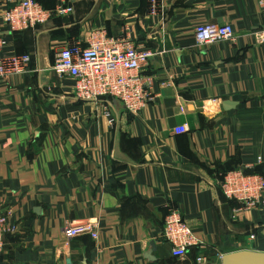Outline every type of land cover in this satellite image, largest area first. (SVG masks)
<instances>
[{
  "label": "crops",
  "instance_id": "0c3cea01",
  "mask_svg": "<svg viewBox=\"0 0 264 264\" xmlns=\"http://www.w3.org/2000/svg\"><path fill=\"white\" fill-rule=\"evenodd\" d=\"M38 2L72 13L11 32L0 0V57L30 58L0 83V212L13 227L0 264H220L264 253V209L239 210L219 189L233 167L264 177L259 0H162L158 17L147 0ZM205 23L231 25L234 41L197 46L193 30ZM125 27L154 53L141 71L154 100L137 115L112 98H76L74 80L52 70L64 44L84 48L94 29L117 37ZM181 125L188 132L177 135ZM170 210L198 241L183 260L161 235ZM84 223L96 239L65 236Z\"/></svg>",
  "mask_w": 264,
  "mask_h": 264
},
{
  "label": "built area",
  "instance_id": "2783aa9c",
  "mask_svg": "<svg viewBox=\"0 0 264 264\" xmlns=\"http://www.w3.org/2000/svg\"><path fill=\"white\" fill-rule=\"evenodd\" d=\"M147 1L149 16H164L162 0ZM6 4L3 23L11 32L34 30L55 16L72 13L71 7L62 5L46 9L37 0H6ZM259 4L264 7V0H259ZM193 36L196 45L201 47L234 41V31L229 24H200L194 28ZM153 56L149 49L138 50L128 27L117 37H109L104 29L98 28L91 32L84 48L80 43L64 44L52 70L60 77L74 80L76 98L88 101L112 98L122 103L126 113L137 115L154 100L152 79L141 74ZM29 62L28 55L0 57V83L23 75ZM174 132L185 134L188 129L181 125ZM219 189L226 199L238 205L239 210L264 209V177L248 169L236 167L225 173ZM12 232L8 216L0 212V258L6 247V236ZM82 234L96 239V227L84 223L71 225L65 230L67 238ZM161 235L171 245V255L175 259L183 260L190 248L198 246L191 229L175 210L166 215ZM205 260V257H198L195 262L202 264Z\"/></svg>",
  "mask_w": 264,
  "mask_h": 264
},
{
  "label": "water",
  "instance_id": "95a60500",
  "mask_svg": "<svg viewBox=\"0 0 264 264\" xmlns=\"http://www.w3.org/2000/svg\"><path fill=\"white\" fill-rule=\"evenodd\" d=\"M220 264H264V253L236 251L225 254Z\"/></svg>",
  "mask_w": 264,
  "mask_h": 264
},
{
  "label": "trees",
  "instance_id": "16d2710c",
  "mask_svg": "<svg viewBox=\"0 0 264 264\" xmlns=\"http://www.w3.org/2000/svg\"><path fill=\"white\" fill-rule=\"evenodd\" d=\"M38 1V0H37ZM43 6V5H42ZM44 7V6H43ZM45 8V7H44ZM47 9V8H46ZM52 9H54V8H52ZM52 9H50V10H52ZM27 31V30H26ZM234 168H236V167H233V168H230V169H228L227 171H230V170H232V169H234ZM226 172V171H225ZM250 172H254V171H250Z\"/></svg>",
  "mask_w": 264,
  "mask_h": 264
}]
</instances>
